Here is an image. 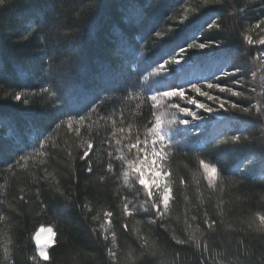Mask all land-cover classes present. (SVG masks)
<instances>
[{
  "label": "trees",
  "instance_id": "obj_1",
  "mask_svg": "<svg viewBox=\"0 0 264 264\" xmlns=\"http://www.w3.org/2000/svg\"><path fill=\"white\" fill-rule=\"evenodd\" d=\"M262 21L264 0H13L0 9V213L12 224L14 264H32L33 234L53 222L59 235L47 254L57 264H113L109 249L119 264L129 246L143 251L134 221L144 222L137 231L158 245L156 255L136 264H264V235L237 230L252 212L264 211ZM60 80L83 101L67 108ZM46 86L54 96L42 92ZM166 91L204 106L203 123L179 127L165 148L174 197L166 212L174 205L178 219L157 216L146 190L123 179L155 116L151 94ZM14 93L21 97L9 99ZM196 157L217 170L211 189ZM29 173H51L64 196L46 180L31 182ZM218 176L243 183L222 185ZM40 203L45 207L37 215ZM196 225L204 230L198 245L171 239L170 232L188 240L186 230L196 235Z\"/></svg>",
  "mask_w": 264,
  "mask_h": 264
},
{
  "label": "rangeland",
  "instance_id": "obj_2",
  "mask_svg": "<svg viewBox=\"0 0 264 264\" xmlns=\"http://www.w3.org/2000/svg\"><path fill=\"white\" fill-rule=\"evenodd\" d=\"M67 80L69 81V79ZM68 81L63 83L62 80L58 85L63 92L64 104L67 108H72L78 105L76 103H81L83 99H78L72 92L69 95L71 87L68 85ZM103 82L104 84L102 83V85L104 87L107 83H105L106 81ZM111 87L112 84L106 85V88ZM190 89L200 95L198 86L194 85ZM92 91L93 93L90 92V94L94 96L97 91ZM173 95L172 91H166L159 95L156 93L151 94V99L156 108L155 116L145 136L136 144V154L126 164L124 175L127 179L135 178V181L146 190V193H151V204L156 205L153 209L156 213H161V216L166 212L171 200V192L167 188L168 173L165 174L166 168L164 166L165 148L171 142L173 132L179 127H198L203 123V119L199 114L204 106L199 99L189 98L178 101L173 99ZM213 97L215 95L209 96V99H213ZM178 98L180 99V96ZM199 170L204 183L208 182L212 186L216 184L218 173L214 165L201 161ZM166 200L168 201L167 205L164 203ZM128 205L131 207L136 206L135 204ZM53 239L54 232L49 226H40L36 230L33 235V242L36 247V253L39 252L40 258L47 254V249L53 243Z\"/></svg>",
  "mask_w": 264,
  "mask_h": 264
},
{
  "label": "clouds",
  "instance_id": "obj_3",
  "mask_svg": "<svg viewBox=\"0 0 264 264\" xmlns=\"http://www.w3.org/2000/svg\"><path fill=\"white\" fill-rule=\"evenodd\" d=\"M13 0H0V9H5L7 8L8 5L12 4ZM261 23H264V21H262ZM256 27H259V25H256ZM28 35H31V32L28 33ZM244 35L247 38V35L244 33ZM25 39H27V36L24 37ZM42 42H43V38H41ZM42 92L47 93L49 96H54L55 93L51 91L50 87H45L44 89H42ZM20 95L19 93H14L12 95V97H10L9 99L12 100H16V96ZM241 95H243V93H241ZM21 97V96H20ZM26 103V101H25ZM240 112H243L245 114L248 115H253L254 113L250 112L248 108H239L238 109ZM81 119H83V117H81ZM60 125H57V128H59ZM240 137H233L232 140L233 141H238L240 140ZM244 139H248L247 137H244ZM84 142H87V138L84 137L83 138ZM89 147H91V144H88ZM76 147H83V143L78 142ZM88 155V151L85 150L84 152V156ZM168 156L171 155V152L169 151V153H167ZM84 156H81L80 159H84ZM196 161L197 164H199L200 161V157H196ZM107 170L110 172L112 170V166L109 164L107 166ZM165 174H167V169H165ZM30 176V180L31 182L35 183L37 182V180L39 179H43L49 182L50 187H52V190L55 191L57 194L64 196V193L62 191V189L59 187V180L57 178H55L54 180V176L51 173H47L45 176L43 177H37L34 173H29ZM101 180H104V177H100ZM218 179L220 180L221 184L223 185L225 179H227L228 183L236 186L239 185L241 183H243V181L241 180H237V179H233V178H225V177H220L218 176ZM125 181H127V177H125ZM183 180H181V186H183ZM171 184L172 181H169L167 188L168 190L171 189ZM205 185L208 189H211L212 185L209 184L208 182H205ZM149 196V199H151V193H146ZM181 195L183 197V200L185 203L189 202V196L184 194L183 192H181ZM202 196L204 198H202ZM21 199H23V197H21ZM170 199H174V197L170 196ZM261 199L264 200V194H261ZM40 201V197L39 195H37L36 197V201H34L33 203H39ZM197 202L200 205H203L206 202V195L204 193H202L201 189H197ZM6 203V206L10 209H12L13 211H16L19 214V210L11 203ZM27 203V201H26ZM164 203L167 205L168 201H164ZM44 205L42 203L39 204V208L37 209V215H39L41 212L44 211ZM85 207H87V205H85ZM123 209H127V205L122 206ZM153 208L156 207L155 204L152 205ZM191 207L195 208L196 205H191ZM109 215H111V213H109ZM165 215H171L173 219H178V216H176L174 214V205H172L169 208V211L165 213ZM157 216H161V213H157ZM9 217L0 213V223L4 224V228L0 229V233H4L2 239L4 241V243L2 245H0V247L3 248V255L2 257H0V264H14V261L12 260V253L14 252V249L11 247V245L13 244V240L7 235L8 229L12 227V224L9 223ZM191 219L193 221L196 220L195 216H192ZM144 222L141 221H134L133 222V227H132V231L133 234L136 235L137 239L140 241V248L143 249V251L140 252H136L133 253L131 247L129 246V249L127 250L126 254H122V258L121 261L119 262V264H136V262H138L139 260H141L145 255H156V252L154 251V249H156L158 247L157 245V241L155 239L150 238L148 235L142 233L140 231H137L136 229V225L137 224H143ZM156 221L153 219H149L147 221V224H155ZM187 220L185 221V224H187ZM204 224L208 229H211L213 227V224L209 222V220L207 218H205L204 220ZM242 224L244 225V229H237V230H247L253 233H257V234H261L264 235V211H254L251 213L250 216L247 217V219L242 221ZM54 233H56V235H59V232L57 231V226L55 224V222H53L52 224L48 225ZM162 227H164L162 225ZM229 227H232V225H229ZM195 233L196 235H193L191 232H188L186 230V235L188 236V240H184L181 239L179 236L175 235V233H171L170 232V236L171 239L176 243V244H184L187 243L189 240H192L195 242V244H199V236H202L204 234V230L200 228L199 225L195 226ZM107 239V238H105ZM55 246V241L54 244L50 247H54ZM116 247V240H115V236L112 237V241H111V248H115ZM86 256H93L94 254L92 253H85ZM108 255L112 256L113 258V264H116L115 261V256L114 254L111 252V250H108ZM39 257V252L37 253L36 256H29V260L32 261V264H41V259L44 262V264H57V261L54 257V254L48 253L46 255H44L41 259H38Z\"/></svg>",
  "mask_w": 264,
  "mask_h": 264
},
{
  "label": "bare ground",
  "instance_id": "obj_4",
  "mask_svg": "<svg viewBox=\"0 0 264 264\" xmlns=\"http://www.w3.org/2000/svg\"><path fill=\"white\" fill-rule=\"evenodd\" d=\"M124 175H125V172H124ZM123 179H124V181H125V176L123 177ZM130 180H135V178H129V179H127V181H125L126 183L128 182V181H130ZM36 232V231H35ZM34 235V234H33Z\"/></svg>",
  "mask_w": 264,
  "mask_h": 264
},
{
  "label": "snow or ice",
  "instance_id": "obj_5",
  "mask_svg": "<svg viewBox=\"0 0 264 264\" xmlns=\"http://www.w3.org/2000/svg\"><path fill=\"white\" fill-rule=\"evenodd\" d=\"M19 98H20V95H17V96H16V99H19Z\"/></svg>",
  "mask_w": 264,
  "mask_h": 264
}]
</instances>
